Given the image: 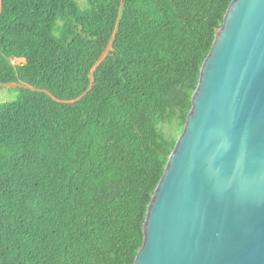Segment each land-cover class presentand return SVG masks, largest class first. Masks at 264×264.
<instances>
[{"label": "trees", "instance_id": "trees-1", "mask_svg": "<svg viewBox=\"0 0 264 264\" xmlns=\"http://www.w3.org/2000/svg\"><path fill=\"white\" fill-rule=\"evenodd\" d=\"M230 2L1 0L0 264H134Z\"/></svg>", "mask_w": 264, "mask_h": 264}, {"label": "water", "instance_id": "water-1", "mask_svg": "<svg viewBox=\"0 0 264 264\" xmlns=\"http://www.w3.org/2000/svg\"><path fill=\"white\" fill-rule=\"evenodd\" d=\"M142 230L134 264H264V0H231Z\"/></svg>", "mask_w": 264, "mask_h": 264}, {"label": "rangeland", "instance_id": "rangeland-1", "mask_svg": "<svg viewBox=\"0 0 264 264\" xmlns=\"http://www.w3.org/2000/svg\"><path fill=\"white\" fill-rule=\"evenodd\" d=\"M1 2V0H0ZM23 63V60H13V64H20ZM17 85L10 84V85H0V101H10L16 97V94L13 90ZM24 86V85H20Z\"/></svg>", "mask_w": 264, "mask_h": 264}]
</instances>
